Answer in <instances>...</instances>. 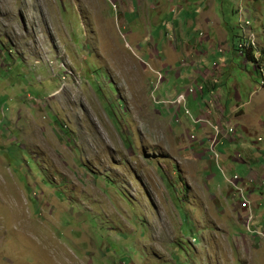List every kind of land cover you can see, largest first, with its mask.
Wrapping results in <instances>:
<instances>
[{
    "label": "rangeland",
    "instance_id": "rangeland-1",
    "mask_svg": "<svg viewBox=\"0 0 264 264\" xmlns=\"http://www.w3.org/2000/svg\"><path fill=\"white\" fill-rule=\"evenodd\" d=\"M262 122L264 0H0V264H264Z\"/></svg>",
    "mask_w": 264,
    "mask_h": 264
},
{
    "label": "crops",
    "instance_id": "crops-1",
    "mask_svg": "<svg viewBox=\"0 0 264 264\" xmlns=\"http://www.w3.org/2000/svg\"><path fill=\"white\" fill-rule=\"evenodd\" d=\"M200 13L198 12V11H196V12H193L192 13V18L194 19V20H196L197 19V17H198V15H199ZM204 23L205 24H207L208 23V19H204ZM208 30V29H207ZM207 30H205V31H207ZM213 34H211L210 32H209V30H208V32L207 33H200L199 34V38H195L194 40H195V42H197V44H195V45H190L189 46V48H188V54H189V60L186 62V66L187 67H189L190 69H192V68H194V66H197L198 65V63L200 62H198V60L201 58V57H203L206 53L203 51V50H198V48H201L202 47V44H204V43H212L213 42V44H211V47H213V49H214V46H216V43H217V41H219L220 40V38H216V37H214V36H212ZM224 41H225V43H226V38H224ZM215 42V43H214ZM197 59V60H196ZM194 60H196V61H194ZM193 72V73H192ZM190 74H192L191 76H188L186 79H187V84L189 83V82H202V81H204V77H205V74H207L208 75V72L207 71H205V70H201V69H196L195 71H190V73H189V75ZM176 76L177 77H179L180 76V74H176ZM263 123V122H262ZM263 125H264V123H263ZM246 151H248V150H246ZM254 155H257V151L255 152V154ZM237 156H239L240 157V153H238V154H236V156L234 155L233 156V162H236L235 160H236V158H237ZM250 157H252V159H250V158H247V161L248 162H250V163H253V162H258L259 163V161H260V159H262V160H264V158H262V157H255V156H253V154L252 155H249ZM241 160H244V159H241ZM238 162V161H237ZM236 162V163H237ZM239 163V162H238ZM241 164H247V162L244 160V161H242V162H240ZM264 168V162L262 161L261 163H259V166L257 167V170L256 171H254L252 168H250L249 167V173H248V178H255V177H252V173H257V174H259L260 173V171L262 170ZM256 174V175H257ZM264 176V175H263ZM264 184V180L263 181H261L260 182V184H259V186H257V183L256 184H254V185H256L255 187H254V189L251 191L252 193H250L251 194V198L254 200V202H253V204H255V202H257V201H264V189L261 187L262 185ZM252 200V201H253ZM257 206L255 205V206H253V208H256Z\"/></svg>",
    "mask_w": 264,
    "mask_h": 264
},
{
    "label": "built area",
    "instance_id": "built-area-1",
    "mask_svg": "<svg viewBox=\"0 0 264 264\" xmlns=\"http://www.w3.org/2000/svg\"><path fill=\"white\" fill-rule=\"evenodd\" d=\"M246 46L248 47V46H251L252 48H254V47H256V43L254 42V41H252V40H250L249 42H247V44H246ZM240 48H244V44H241L240 45ZM258 141L259 142H261L262 141V138H258ZM216 147V146H215ZM214 151H215V148H214ZM237 180H240L239 178H238V176H234V178L232 179V180H230V182H231V184L234 186V188H236V189H238V187H237V185H236V183H235V181H237ZM240 193V197L242 198V200L240 201V203H241V207H243V208H246L247 206H249V208L251 209V204H250V197H249V195H244V191L243 192H239ZM249 194V193H248ZM245 217H248L247 218V225L249 226V224H250V222H251V220L254 218V216H253V213L252 212H250L249 214H246V216ZM248 229H249V227H248ZM250 230V229H249ZM251 232H254L256 235H257V231L256 230H250ZM259 235L260 236H263V234H264V232H261V231H259Z\"/></svg>",
    "mask_w": 264,
    "mask_h": 264
},
{
    "label": "trees",
    "instance_id": "trees-1",
    "mask_svg": "<svg viewBox=\"0 0 264 264\" xmlns=\"http://www.w3.org/2000/svg\"><path fill=\"white\" fill-rule=\"evenodd\" d=\"M247 55H248V57H249L250 59L255 60L254 57H253V54H252V53L249 52V53H247Z\"/></svg>",
    "mask_w": 264,
    "mask_h": 264
},
{
    "label": "bare ground",
    "instance_id": "bare-ground-1",
    "mask_svg": "<svg viewBox=\"0 0 264 264\" xmlns=\"http://www.w3.org/2000/svg\"><path fill=\"white\" fill-rule=\"evenodd\" d=\"M254 36V35H253ZM253 36H250V37H253ZM251 40V39H250ZM247 42H248V40H247ZM239 47V46H238ZM246 47V46H245ZM249 47V46H248ZM231 128V127H230Z\"/></svg>",
    "mask_w": 264,
    "mask_h": 264
},
{
    "label": "clouds",
    "instance_id": "clouds-1",
    "mask_svg": "<svg viewBox=\"0 0 264 264\" xmlns=\"http://www.w3.org/2000/svg\"><path fill=\"white\" fill-rule=\"evenodd\" d=\"M255 48V47H254Z\"/></svg>",
    "mask_w": 264,
    "mask_h": 264
}]
</instances>
